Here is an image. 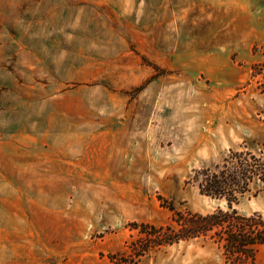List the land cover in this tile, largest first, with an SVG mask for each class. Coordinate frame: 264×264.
<instances>
[{
    "label": "rangeland",
    "instance_id": "rangeland-1",
    "mask_svg": "<svg viewBox=\"0 0 264 264\" xmlns=\"http://www.w3.org/2000/svg\"><path fill=\"white\" fill-rule=\"evenodd\" d=\"M263 62L264 0H0V264H112L134 223L226 209L195 172L264 143ZM236 208L264 217V185Z\"/></svg>",
    "mask_w": 264,
    "mask_h": 264
},
{
    "label": "trees",
    "instance_id": "trees-1",
    "mask_svg": "<svg viewBox=\"0 0 264 264\" xmlns=\"http://www.w3.org/2000/svg\"><path fill=\"white\" fill-rule=\"evenodd\" d=\"M263 71L264 62L256 64L252 76ZM194 181L201 195L224 201L226 209L202 214L171 206V221L166 225L134 223L131 227L138 238L112 254V264H139L152 251L201 239L215 243L227 264H257L258 250L264 245V217L259 212L241 214L236 205L253 186L264 185V143L259 151H231L214 168L196 170Z\"/></svg>",
    "mask_w": 264,
    "mask_h": 264
},
{
    "label": "crops",
    "instance_id": "crops-1",
    "mask_svg": "<svg viewBox=\"0 0 264 264\" xmlns=\"http://www.w3.org/2000/svg\"><path fill=\"white\" fill-rule=\"evenodd\" d=\"M262 247H264V245H263V246H261V248H262ZM261 248H260V249H261ZM260 249H259V251H260Z\"/></svg>",
    "mask_w": 264,
    "mask_h": 264
}]
</instances>
